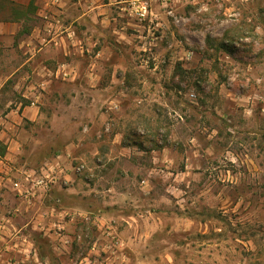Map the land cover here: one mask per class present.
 I'll use <instances>...</instances> for the list:
<instances>
[{
    "label": "rangeland",
    "instance_id": "obj_1",
    "mask_svg": "<svg viewBox=\"0 0 264 264\" xmlns=\"http://www.w3.org/2000/svg\"><path fill=\"white\" fill-rule=\"evenodd\" d=\"M48 5L38 18L42 25L55 20V35L63 38L55 45L54 64H48L52 73L28 79L22 90L30 81L34 87L26 97L22 91L10 95L22 102L18 113L25 105L36 112L33 120L14 122L23 147L20 168L42 165L78 141L84 128L91 138L107 119L135 117L140 106L157 114L166 130L137 128L132 119L124 130L119 124L125 134L121 146L134 144L137 134L150 136L143 139L147 147L138 173L147 183H126L116 169L104 172L102 180L89 177L98 190L114 179L130 193L106 203L64 198L63 207L106 208L108 217L102 224L71 210L63 219L65 247L59 238H35L44 264H264V0ZM6 13L0 0V17ZM102 50L109 51L104 59L94 57ZM16 51L13 66L19 65ZM65 68L71 73L56 75ZM17 81L15 74L6 84ZM10 109L13 104L3 111ZM170 135L174 139L167 141ZM151 136L166 141L151 145ZM165 143L173 145L172 154L153 161L151 148ZM89 156L86 165L99 157ZM136 158L130 151L116 160L123 165ZM88 173L79 178L88 179Z\"/></svg>",
    "mask_w": 264,
    "mask_h": 264
},
{
    "label": "crops",
    "instance_id": "obj_2",
    "mask_svg": "<svg viewBox=\"0 0 264 264\" xmlns=\"http://www.w3.org/2000/svg\"><path fill=\"white\" fill-rule=\"evenodd\" d=\"M45 1L44 5V0H2L7 11V18L0 17V108L3 107L5 109L13 104L15 109L6 110L5 112L3 111L4 109L0 111V124L2 125L0 129V144L5 147L3 152L0 151V264H44V261L37 255L38 246L35 238L37 235H47L56 238L57 226L62 225L64 227L65 222L63 219L71 210L79 211L85 216L88 214L93 215L95 220L104 224L105 218L108 217L106 208L98 210L99 208L89 209L88 206L80 208L76 205L63 207V199L68 198L72 202L76 200L89 202L93 201L95 197L96 201L101 202L104 200L103 203H106L107 198L113 199L114 196H117L118 199L122 200L130 191H127V193L124 189L121 190L115 184L114 179L110 181L111 184L109 186H102L101 190L94 187L95 178L102 180L104 172L112 171V169H116L115 171L118 175L128 178V181H124L126 183H133L132 185H134V182L139 185L146 184V177L141 181L138 178L139 170L142 167H140L141 160L139 159H142L140 157L146 151L144 147H147L143 139L150 136H138L137 134L136 137L139 140L134 139V144L121 146L120 142L125 136L123 130L127 125L126 122L130 119H132V125L137 126V128H139L138 125L145 124L147 126L155 125L154 129L156 130H166L164 126H160L162 124H159L155 111V116L152 117L153 114H146L141 106L133 118L129 119L123 116L122 122L120 121L121 118L116 119V121L114 118L107 119L102 126L103 129L104 126H109V131L106 134L103 130L101 132L98 129L94 137L88 138L91 134L83 133L78 141L71 142L58 150L59 152L68 151L76 159L85 163L91 162L90 154H98L99 157L96 158V163L86 165L89 172L88 179L83 180L76 176L66 186L56 187L51 194L46 196L48 198L47 201L45 200L46 197H39L27 203L13 195L9 179L16 176V170L22 169L20 167L22 166L21 156L23 155L22 143L16 134L17 125L14 122H19L24 116L33 120L36 112L31 106L25 105L22 111L18 113L22 107V102L12 99L10 95L14 91L18 93L22 91L24 92L22 96L26 97L27 89L34 87V84L30 81L29 86L25 87L26 90H22L28 79L37 80L34 76L43 78L45 75L52 73V69H49L48 64H54L55 45H61V41H63L59 34L55 35V20L47 21L42 25L38 18L39 15L44 14L43 6L50 8L48 5L50 0ZM102 21L105 20L103 19ZM83 23L86 22L84 21ZM16 48V52H19L18 57L20 60L18 66H13V58L11 56L15 53ZM104 51H98L94 57L104 59L106 57ZM61 64L68 69V63ZM95 65V63H91L90 75H93ZM58 71L55 72L56 75L59 73ZM67 73L70 74L71 72L67 70ZM15 74L18 81L12 86L7 85L8 79ZM96 76L97 74H95ZM43 82L46 83V80L43 79ZM132 107H136V104H132ZM111 109L113 108L111 107ZM145 115H151L150 120H146ZM147 121H150V123ZM119 124L123 130H119L121 128H119ZM115 125L118 130H114ZM172 137L170 135L167 141L174 139ZM85 139L93 140L92 142L94 143L87 144V142H84ZM151 139H153L152 142L149 141L151 145L154 141H166L165 137L157 140L156 138L154 139V136H151ZM101 143H104L105 146L101 147ZM161 145L157 149L151 148L150 151L155 155V157L152 156L153 161L156 158L160 159L161 156L162 158L163 156H168L173 150V145H167V143ZM130 151L137 156L136 161L125 160L123 165H121L120 159L116 160V158ZM103 155L107 156V159H104ZM106 161L108 165L104 168ZM143 168L145 167L143 166ZM146 170H148L147 167ZM91 176L95 178L89 179ZM48 203L50 204L49 206H47ZM74 218V216H71L72 220ZM59 245L65 247L66 244L62 242Z\"/></svg>",
    "mask_w": 264,
    "mask_h": 264
},
{
    "label": "built area",
    "instance_id": "obj_3",
    "mask_svg": "<svg viewBox=\"0 0 264 264\" xmlns=\"http://www.w3.org/2000/svg\"><path fill=\"white\" fill-rule=\"evenodd\" d=\"M51 21V20H47ZM46 21V22H47ZM63 77L68 75L66 70H59ZM45 83H39L44 87ZM117 109V105L111 106ZM103 131H109V126H104ZM88 132L87 128L83 129ZM87 169L84 161L76 159L68 151H58L50 159L46 160L38 167L22 168L17 170L15 177L9 179L11 191L23 202L30 203L39 197H46L51 194L56 187L66 186L73 178L82 175ZM64 227L58 225L56 228V238L66 243ZM65 237V238H64Z\"/></svg>",
    "mask_w": 264,
    "mask_h": 264
},
{
    "label": "trees",
    "instance_id": "obj_4",
    "mask_svg": "<svg viewBox=\"0 0 264 264\" xmlns=\"http://www.w3.org/2000/svg\"><path fill=\"white\" fill-rule=\"evenodd\" d=\"M4 148H5V147H4L3 145H2V146H0V151H2V152H3V151H4Z\"/></svg>",
    "mask_w": 264,
    "mask_h": 264
}]
</instances>
